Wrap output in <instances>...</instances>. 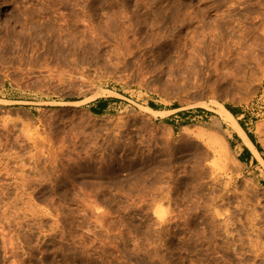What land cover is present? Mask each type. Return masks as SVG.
Returning a JSON list of instances; mask_svg holds the SVG:
<instances>
[{"label":"rangeland","instance_id":"rangeland-1","mask_svg":"<svg viewBox=\"0 0 264 264\" xmlns=\"http://www.w3.org/2000/svg\"><path fill=\"white\" fill-rule=\"evenodd\" d=\"M227 106L264 159V0H0V264H264Z\"/></svg>","mask_w":264,"mask_h":264},{"label":"bare ground","instance_id":"bare-ground-1","mask_svg":"<svg viewBox=\"0 0 264 264\" xmlns=\"http://www.w3.org/2000/svg\"><path fill=\"white\" fill-rule=\"evenodd\" d=\"M126 32H123L122 33V36H121V42H119V44H118V47H117V52L119 53L120 52V54L122 53L121 51H123V50H125V51H131L132 50V46H131V43L129 42V40L126 38V34H125ZM54 45H50L49 46V48H50V50L51 51H53V52H55V53H62V50H63V52H65L66 51V49L68 48L66 45H62V43H60V42H58V41H56V42H54L53 43ZM228 44V43H227ZM227 44H226V47H225V50H227V52H226V55L225 56H227L226 57V59H224L223 58V55L221 54V55H218V56H220V58H223V60L224 61H226V63L227 64H230V63H233V61H232V57H234V56H232L233 55V53L234 52H236V51H242L241 50V47L238 45H236V44H239V42L238 41H236V44H233L234 46H232V45H228L227 46ZM241 44H243V42H241ZM240 44V45H241ZM244 45V44H243ZM242 45V48L243 47H245V46H243ZM235 46H237V47H235ZM70 47H71V45H70ZM213 48V47H212ZM102 50H103V46L101 45V44H97V45H90L89 43H86V44H84V45H81L80 47H79V49L78 50H75V51H78L79 53H82V52H86V53H88V52H90L91 54H93L94 56H96V57H99V55H100V53L102 52ZM209 50H211L212 51V49L210 48ZM238 53V52H237ZM242 53V52H241ZM240 53V54H241ZM228 54V55H227ZM236 54V53H235ZM234 54V55H235ZM239 53L237 54V55H239L238 57H236V58H239V63H242V62H244L246 59L245 58H241L242 56L240 55ZM237 55H235V56H237ZM242 55H245V54H242ZM241 56V57H240ZM243 57H245V56H243ZM235 59V58H234ZM238 60V59H237ZM241 60H242V62H241ZM234 63H236V60H235V62ZM246 63V62H245ZM237 64V63H236ZM240 66V64H237L236 66ZM245 65V64H244ZM225 109V111H226V113H227V117H225V118H223L225 121H227L229 124H231L232 125V127L242 136V138L244 139V141L246 142V144H248L249 146H250V148H251V150H253V152L255 153V155L258 157V159H261V160H263V162H264V159H263V157H262V155H261V153L259 152V150L257 149V147L253 144V142L251 141V139L249 138V136L246 134V131L243 129V127L240 125V123L237 121V119H236V117L234 116V114L229 110V109H226V108H224ZM153 112H155V113H158L159 111H156V110H152ZM221 144V146L224 148V150H229V145L227 144V142H225V141H223L222 140V142L220 143ZM227 153L228 152H226V154L225 155H227ZM229 155V154H228ZM231 157V156H230Z\"/></svg>","mask_w":264,"mask_h":264},{"label":"crops","instance_id":"crops-1","mask_svg":"<svg viewBox=\"0 0 264 264\" xmlns=\"http://www.w3.org/2000/svg\"><path fill=\"white\" fill-rule=\"evenodd\" d=\"M110 99H101L98 101V111H102L103 109H110L111 106L114 104ZM242 126V125H241ZM243 127V126H242ZM244 128V127H243ZM245 129V128H244ZM246 134L249 136V131L245 129ZM251 139V137L249 136ZM253 142V140L251 139ZM231 144L232 147L238 157V160L242 164H246L247 166H252L256 161H259L253 150H251L250 146L246 144L242 136L234 131V134L231 137ZM253 144L256 146V144L253 142ZM257 147V146H256ZM258 149V148H257Z\"/></svg>","mask_w":264,"mask_h":264},{"label":"trees","instance_id":"trees-1","mask_svg":"<svg viewBox=\"0 0 264 264\" xmlns=\"http://www.w3.org/2000/svg\"><path fill=\"white\" fill-rule=\"evenodd\" d=\"M150 106H151L152 108L156 109V110H159V109H162V108H163V106H161V105H159V104H155L154 102H151V103H150ZM227 108H228V109H229L234 115L237 114V109H236V108H232V107H230V106H227ZM206 111H207V110H205L204 108H199V109L197 110L198 113H204V112H206ZM243 127H244V126H243ZM249 136L251 137V139L253 140V142H254V143L256 144V146L258 147V144H257V142L255 141L253 134L249 133Z\"/></svg>","mask_w":264,"mask_h":264}]
</instances>
